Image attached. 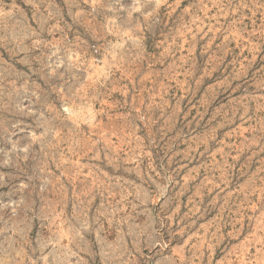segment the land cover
Listing matches in <instances>:
<instances>
[{
  "label": "rangeland",
  "instance_id": "obj_1",
  "mask_svg": "<svg viewBox=\"0 0 264 264\" xmlns=\"http://www.w3.org/2000/svg\"><path fill=\"white\" fill-rule=\"evenodd\" d=\"M0 264H264V0H0Z\"/></svg>",
  "mask_w": 264,
  "mask_h": 264
}]
</instances>
